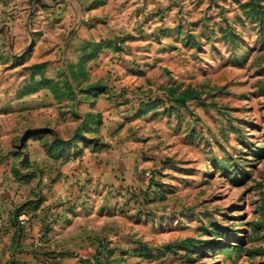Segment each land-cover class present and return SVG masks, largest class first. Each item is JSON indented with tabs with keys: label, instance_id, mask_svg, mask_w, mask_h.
<instances>
[{
	"label": "rangeland",
	"instance_id": "1",
	"mask_svg": "<svg viewBox=\"0 0 264 264\" xmlns=\"http://www.w3.org/2000/svg\"><path fill=\"white\" fill-rule=\"evenodd\" d=\"M94 4L80 19L76 1L44 4L18 48L15 17L0 27V161L38 173L49 203L51 234L28 209L34 247L72 252L62 264H264V0ZM58 139H75L64 162L29 164ZM62 166L79 175L51 201Z\"/></svg>",
	"mask_w": 264,
	"mask_h": 264
},
{
	"label": "crops",
	"instance_id": "2",
	"mask_svg": "<svg viewBox=\"0 0 264 264\" xmlns=\"http://www.w3.org/2000/svg\"><path fill=\"white\" fill-rule=\"evenodd\" d=\"M67 1V0H56V4H52L51 0H0V27L4 25L5 18L12 14L13 17H15V21L13 22L9 29V33H13L15 35V41L14 46L18 48L20 46L19 38L21 37L22 32V25L27 23L30 25L32 30H39L38 28H43L47 25V20L43 17L41 14L45 13V10L43 5L45 4L48 7H51L53 5H60L61 2ZM77 3V17L83 18L85 13L87 15L90 14V11L95 12L97 9V4H94V0H75ZM72 0V2H75ZM67 4V3H66ZM91 10H89V9ZM88 9V10H86ZM69 10V8L67 9ZM69 13L68 11H66ZM64 14V17L67 19L68 15ZM33 26V27H32ZM67 23L65 24V28L63 30H66ZM30 28V29H31ZM1 29V28H0ZM4 31L0 30V35ZM95 46L94 44L92 45ZM92 48V47H91ZM93 92L90 94V96L94 95ZM89 97V96H88ZM86 116V115H85ZM85 118V117H84ZM4 124L0 123V143L4 145L7 143V135L5 134ZM2 131V132H1ZM53 145V144H52ZM51 148V147H50ZM48 149L49 153L47 151H43V154L38 157V155H29V164L33 166H38L41 162L46 163L49 162L50 166L54 168V166L58 163H62L64 161L61 160V158H67L64 156L63 153H57L56 150H50ZM66 156H71L70 154ZM74 155L73 157L75 158ZM8 163H11L8 165ZM49 166V165H48ZM63 167V166H62ZM21 166L18 164V168L16 169V174H9L10 170L12 168V161L8 159H2L0 161V228H2V232H0V264H32L36 262L37 260H43L45 259V254L47 252L53 253V255H56V257L51 260L54 264H62V261L64 258L68 256H72V252L70 251H45L47 248H38L34 247L33 239L30 233H28V228L22 227L19 224V221L17 222L14 219L15 211L25 202L34 200L36 194H39L40 187L43 189L44 182L41 181V176L37 173V175L33 174L32 178L24 177L23 175H26L27 173L23 174L20 170ZM30 168V167H29ZM50 172L52 173V170L50 167L48 168ZM6 171V173H4ZM20 171V172H18ZM24 172V170H22ZM68 170L64 167L61 169L60 172L57 171L58 175L56 174V180L54 183L50 184V188L43 191V193H47V197L49 199L64 197L66 194V188H64L65 181L68 182V184L72 181H75L78 178V175H74L71 177H68L67 172ZM19 178V179H18ZM5 179V180H4ZM65 179V180H64ZM5 181V182H4ZM76 186V185H74ZM77 187V186H76ZM75 189H71V191H74ZM52 201V200H51ZM45 202V201H44ZM49 202V201H48ZM66 206V205H64ZM62 206V208L64 207ZM49 207V203H42L38 208L36 209H29L33 213V218L31 219L34 223V231H36L38 228H42L44 226H48L49 233L51 234L53 230L52 227H49V224H47V208ZM77 207V206H76ZM80 209V205H79ZM67 210L73 211L72 207L68 208ZM47 221V222H46ZM56 227V226H54ZM28 230V231H27ZM36 234V233H34ZM47 244H50L49 240H46L45 246ZM38 249V250H37ZM37 250V251H36ZM49 250V247H48ZM59 253H64V255H60ZM69 253V254H66Z\"/></svg>",
	"mask_w": 264,
	"mask_h": 264
},
{
	"label": "trees",
	"instance_id": "3",
	"mask_svg": "<svg viewBox=\"0 0 264 264\" xmlns=\"http://www.w3.org/2000/svg\"><path fill=\"white\" fill-rule=\"evenodd\" d=\"M97 121H99L98 116H96L93 113H89L85 116L84 120H83V127L84 126H89L90 124H97ZM92 128V127H91ZM80 138V137H79ZM75 140V139H74ZM74 140H68V141H61V140H56L53 145L51 146L50 150H56L57 153H62L65 151L66 148H70V146L72 144L75 143ZM83 140V139H81ZM43 199L38 198V199H34L28 202H25L24 204H22L16 211L14 214V219L18 222V216L24 211V210H28V209H36L38 208L43 202ZM60 255H64V253H59ZM69 254V253H66ZM56 257V255H53V253L51 252H47L45 254V260H49L50 258L54 259Z\"/></svg>",
	"mask_w": 264,
	"mask_h": 264
},
{
	"label": "built area",
	"instance_id": "4",
	"mask_svg": "<svg viewBox=\"0 0 264 264\" xmlns=\"http://www.w3.org/2000/svg\"><path fill=\"white\" fill-rule=\"evenodd\" d=\"M147 175H149V172H147ZM29 212L28 210H24L19 216L18 221L20 226L28 228V222H29Z\"/></svg>",
	"mask_w": 264,
	"mask_h": 264
}]
</instances>
